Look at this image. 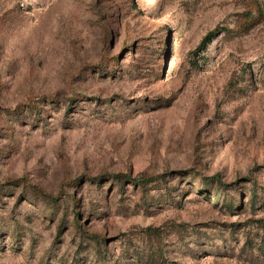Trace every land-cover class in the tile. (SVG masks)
<instances>
[{
    "label": "rangeland",
    "instance_id": "374dc122",
    "mask_svg": "<svg viewBox=\"0 0 264 264\" xmlns=\"http://www.w3.org/2000/svg\"><path fill=\"white\" fill-rule=\"evenodd\" d=\"M0 264H264V0H0Z\"/></svg>",
    "mask_w": 264,
    "mask_h": 264
},
{
    "label": "trees",
    "instance_id": "16d2710c",
    "mask_svg": "<svg viewBox=\"0 0 264 264\" xmlns=\"http://www.w3.org/2000/svg\"><path fill=\"white\" fill-rule=\"evenodd\" d=\"M214 38H215L214 33L207 34L202 39V41L200 42L199 46L197 47V49H196V51L194 53L202 50L203 48H205V46H208L214 40ZM211 180H213V179H211ZM140 182L146 183V181H140Z\"/></svg>",
    "mask_w": 264,
    "mask_h": 264
}]
</instances>
